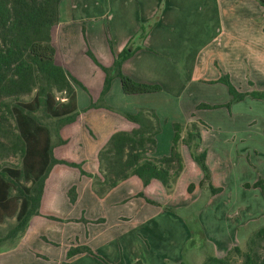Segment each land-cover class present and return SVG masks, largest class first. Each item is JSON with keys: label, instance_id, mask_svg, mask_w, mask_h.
<instances>
[{"label": "crops", "instance_id": "1", "mask_svg": "<svg viewBox=\"0 0 264 264\" xmlns=\"http://www.w3.org/2000/svg\"><path fill=\"white\" fill-rule=\"evenodd\" d=\"M50 39L54 61L74 88L77 110L85 111L59 130L64 144L52 149L54 158L70 162L66 148L78 127L85 126L100 132L102 140L82 170L98 174L97 154L109 137L136 127L125 115L147 109L160 126L152 158L169 155L174 123H205L197 151H205L211 184L220 191L211 195L199 187L203 173L185 145L180 146L183 170L170 193L158 180L143 186L131 176L99 197L90 177L58 163L44 180L39 214L14 246L0 251V264H196L207 249L217 257L227 256L234 246L242 250L238 235L246 247L257 229L250 225L264 218L262 192L245 187L261 177L255 171H264V99L246 96L226 107L231 96L218 79L226 75L238 92L264 90L260 0H60ZM128 44L135 50L122 62V73L160 90L126 94L114 77L101 96L103 67H110ZM96 107L108 108L107 114L101 117ZM71 171L82 184L74 202L79 207L62 211L54 207L55 199L70 203L65 188L58 197L56 186L66 183ZM189 184L194 185L191 192ZM199 203L216 226L209 235L203 232L206 243L200 246L178 216L199 211ZM44 215L63 221H47ZM81 245L92 254L67 258L70 247Z\"/></svg>", "mask_w": 264, "mask_h": 264}, {"label": "trees", "instance_id": "2", "mask_svg": "<svg viewBox=\"0 0 264 264\" xmlns=\"http://www.w3.org/2000/svg\"><path fill=\"white\" fill-rule=\"evenodd\" d=\"M59 1L0 0V148L14 154L18 153L22 162L20 170L5 168L0 174V222L5 217L15 216L17 223L10 229L8 236L16 238V242L25 233L31 217L38 214L44 180L51 167L63 163L80 168V165L54 158L50 128L30 115L32 103L19 102L22 96L35 91L32 102L35 105L43 104L46 111L58 118L61 124L74 121L78 115L74 88L68 74L55 63L54 49L50 41L51 28L58 22ZM260 3L264 6V0H260ZM143 36L142 30L140 37ZM134 50L135 48L128 44L115 57L110 67H103L105 80L101 96L106 93L114 77L119 78L122 90L126 94L160 90L157 85L136 82L122 73V62L131 56ZM218 81L226 85L231 96V101L225 105L226 107L246 96L264 99V90L238 92L226 75L221 76ZM54 92L64 93L66 100L58 102ZM219 106L200 105L201 108L208 109ZM125 116L136 127L130 131L114 132L109 137L97 154L98 174L92 175L80 168L81 174L92 179L96 195L104 196L110 189L131 176L138 177L143 186L148 185L153 179L158 180L166 192L170 193L183 170L181 145L188 148L192 160L203 173L199 187L208 190L211 195L220 191L211 184L210 171L205 163V151H197L201 140L200 129L207 127L205 123L199 120L185 126L174 123L169 155L152 158L149 153L155 149V136L160 130L157 116L147 109H140ZM10 117L14 120V125ZM22 176L27 178L31 185H18ZM251 186L260 188L264 194V180L261 177L252 185L245 184V187ZM193 188L194 185L189 184L187 191L191 192ZM13 190L15 194H12ZM137 196L157 205L142 193H138ZM261 243H264V227L251 233L245 253H241L239 247L234 246L227 256L208 255L202 264H237L232 261L231 256L238 254H243L244 257L239 264H264V260H259L255 251V246L259 248L263 246ZM82 252L92 254L89 247L81 245L70 247L66 255L70 258Z\"/></svg>", "mask_w": 264, "mask_h": 264}, {"label": "rangeland", "instance_id": "3", "mask_svg": "<svg viewBox=\"0 0 264 264\" xmlns=\"http://www.w3.org/2000/svg\"><path fill=\"white\" fill-rule=\"evenodd\" d=\"M35 95V91H33L31 94L28 95H24L20 98L19 102L20 103H24V102H29L32 103V105L30 106L32 108V111L30 113V115L32 117L35 118V120H37L39 123L48 126L51 130V136H52V144H53V148L57 145H62L64 144V141L62 140L61 136L59 135V130L70 123H66V124H61L59 122L58 118H55L53 116H51L45 109V107L43 106V104L40 105H35V103L32 102V99ZM54 96L55 99L60 102V101H65L66 97L64 93H60V92H54ZM14 103V101H13ZM98 108V115H100L101 117H103L105 114H107L105 112V110H107L108 108L106 107H96ZM85 111H79L78 110V115L80 113H84ZM10 121L12 123V125H14V120L10 117ZM101 134L100 132L94 131V130H90V128H85L82 127H78L77 132H76V136L74 138V140H72V144L70 146H67L66 150L69 152L68 153V158H69V163H74L77 165H80V168L83 169V165L85 167V165H89L90 163H92V157L94 156L93 154L95 153L94 151L96 150V145H98L100 143L101 139ZM94 152V153H93ZM57 159V158H56ZM61 160V159H58ZM62 161V160H61ZM67 162V161H66ZM58 164V163H57ZM68 165V164H66ZM71 168H76L78 170V172H80V168L78 166H74V165H68ZM22 167V162H21V156L18 155V153H12L11 151L0 148V174L3 173L5 168H12V169H18L20 170ZM252 172H254L253 170H250ZM258 171V170H257ZM255 171L257 174L261 175L262 179L264 180V171ZM76 173V172H75ZM81 174V172H80ZM84 175V174H82ZM69 179L66 180V183L64 180H62L60 182L59 185L56 186V189L58 191V197L60 196L61 192L63 191V188H65V194L66 197L68 199V202L70 203V205H66V203H62L59 201V199H55V203H53L54 207H58L60 210L62 211H66V210H70L72 206H74L75 209H78L76 206V204L74 203L76 198L78 197V191L81 190L82 188V184L76 182L74 176V172H70V174L68 175ZM86 176V175H84ZM72 182H76V183H72ZM71 183V184H70ZM64 184H66L64 186ZM18 185H26L29 186L31 185V182L29 180H27V178H23V176L20 178ZM253 187V186H252ZM258 188V187H256ZM93 189V186H92ZM258 191H261L260 188L257 189ZM12 194H15V190L12 191ZM183 194V190H179L178 191V199H180L182 197ZM262 196L264 197V194L262 193ZM201 205L199 203V211H192V215H190L189 217L186 216V213H182V210L179 209V211L182 214H179L178 216L180 218L183 219L184 222H186V226L189 230V232L191 233V240H193L195 243H197L198 245L202 243H206V241L204 240V237H202L203 232L206 233L207 235L211 234V232L214 230V228L216 226H214L213 224L210 223L209 219L207 218V214L206 211H201ZM170 211V210H169ZM39 214V213H38ZM37 214V215H38ZM184 214V215H183ZM200 214V216L198 215ZM52 215H44L43 217L47 219V221L50 220H54V221H63L60 218H54L51 217ZM32 218V217H31ZM31 220V219H30ZM29 220V222H30ZM80 222H84L86 223V221L84 219L79 220ZM78 222V221H77ZM16 218L15 216L13 217H5L3 219L2 222H0V251H4L9 249L11 246H13V243L16 242V238H12L8 236V232L10 231V229L12 227H14V225H16ZM29 224V223H28ZM250 227L252 228H259V227H264V218L262 220H259L254 224H251ZM218 238H224V235H220V233L217 234ZM216 235V236H217ZM251 235V234H250ZM249 235V237H250ZM242 235H238L237 239L241 242L240 246H242V250L241 253H245L247 251V243L249 240V237L247 239V243H246V247L244 246V242L241 239ZM263 246H261V248H259L258 246H255V251L256 254H258V258L263 259L264 260V243ZM204 245V244H203ZM200 246V245H199ZM207 248H203V250L205 251ZM211 252V250L206 251L205 256L209 255ZM199 256V255H198ZM200 257V256H199ZM232 261L234 263L239 264L242 260H243V254H238V256L236 255H232ZM203 257H201L200 261L196 264H202L203 262Z\"/></svg>", "mask_w": 264, "mask_h": 264}]
</instances>
